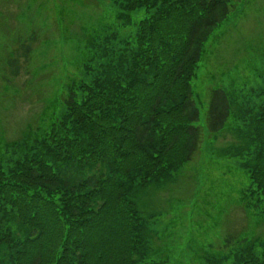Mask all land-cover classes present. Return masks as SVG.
Segmentation results:
<instances>
[{"label":"trees","instance_id":"trees-1","mask_svg":"<svg viewBox=\"0 0 264 264\" xmlns=\"http://www.w3.org/2000/svg\"><path fill=\"white\" fill-rule=\"evenodd\" d=\"M232 1L112 0L115 29L97 39L88 81L72 84L63 112L0 163V264L160 263H146L148 230L133 196L172 178L197 152L191 80ZM18 66L12 58L11 74ZM249 105L236 156L249 181L246 206L264 210V96ZM230 116L226 92L212 90L208 131ZM233 264H264V247L244 249Z\"/></svg>","mask_w":264,"mask_h":264},{"label":"rangeland","instance_id":"rangeland-1","mask_svg":"<svg viewBox=\"0 0 264 264\" xmlns=\"http://www.w3.org/2000/svg\"><path fill=\"white\" fill-rule=\"evenodd\" d=\"M142 17L140 10L133 24ZM114 19L112 0H0V163L22 154V142L63 112L72 84L88 81L97 39L113 35ZM14 57L16 75L9 67ZM191 86L201 130L197 152L172 178L133 196L148 230L146 263L233 264L244 249L264 247V210L246 206L249 181L236 156L244 145L241 119L264 96V0L232 1L203 45ZM218 88L229 98L231 116L210 133L207 106Z\"/></svg>","mask_w":264,"mask_h":264}]
</instances>
